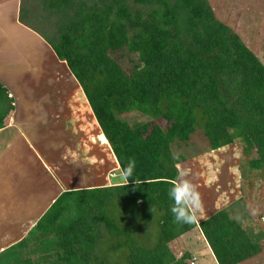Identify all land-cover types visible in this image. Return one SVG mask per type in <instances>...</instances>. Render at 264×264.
<instances>
[{"label": "trees", "instance_id": "trees-1", "mask_svg": "<svg viewBox=\"0 0 264 264\" xmlns=\"http://www.w3.org/2000/svg\"><path fill=\"white\" fill-rule=\"evenodd\" d=\"M221 10L213 0H19V23L66 64L120 169L129 159L136 168L126 186L61 193L0 251V264H121L118 252L124 264H198L171 247L195 227L216 264L264 249V234L244 229L232 207L193 224L170 212L171 146L187 143L199 119L209 149L238 140L248 169L264 170V53L250 42L259 32L234 17L231 25ZM115 53L136 57L130 70ZM12 110L0 83V128ZM132 112L148 120L120 118Z\"/></svg>", "mask_w": 264, "mask_h": 264}, {"label": "crops", "instance_id": "crops-1", "mask_svg": "<svg viewBox=\"0 0 264 264\" xmlns=\"http://www.w3.org/2000/svg\"><path fill=\"white\" fill-rule=\"evenodd\" d=\"M7 2L19 9V0H0V83L13 105L0 128V251L23 238L61 193L123 184L110 145L98 142L102 131L79 83L43 39L19 23L18 9H6ZM202 201L196 223L218 210ZM206 245L195 227L171 247L176 256L198 255L199 264L209 254L216 264ZM237 264H264V249Z\"/></svg>", "mask_w": 264, "mask_h": 264}, {"label": "rangeland", "instance_id": "rangeland-1", "mask_svg": "<svg viewBox=\"0 0 264 264\" xmlns=\"http://www.w3.org/2000/svg\"><path fill=\"white\" fill-rule=\"evenodd\" d=\"M213 1L223 8V10L218 11V15L227 21L230 20L231 25H235L234 18L236 20L241 19L242 27L254 23L255 26L252 29H257L259 33L255 34L250 42L253 46L256 43L262 46L260 52L264 53V0ZM14 2H12L13 4L5 3L8 4L6 9L9 7L10 9H18V3L15 6ZM218 9L216 7L215 11ZM260 33L263 39L259 38ZM259 42L261 43L259 44ZM113 56L127 71L130 70L133 61L136 60L132 54L115 53ZM120 118L130 124L148 120V117L138 112L122 114ZM171 148L173 154H179L177 165L181 170L188 171V178L197 186L201 198L210 201L209 203L212 204V207H209L211 208L210 211L225 209L230 202L241 198L243 201H236L232 209L236 210L242 227L252 234H258L261 228H264V225L258 220V214L259 216L264 215V170L248 169L246 162L250 157L243 154L240 141L236 140L234 143L217 150L209 149L203 133V122L199 119L190 140L187 143L176 141ZM129 206L130 204L127 203V208ZM189 237L194 236L191 234ZM188 248L191 250L190 247ZM122 256V253H115L114 261H120L118 263L124 264ZM203 256L205 264H213L209 254L208 256L203 254ZM192 258L195 263L199 264L198 260L201 263L202 258H199L198 255H193Z\"/></svg>", "mask_w": 264, "mask_h": 264}, {"label": "clouds", "instance_id": "clouds-1", "mask_svg": "<svg viewBox=\"0 0 264 264\" xmlns=\"http://www.w3.org/2000/svg\"><path fill=\"white\" fill-rule=\"evenodd\" d=\"M174 160L179 159V154L173 155ZM136 161L129 159L121 167V179L123 186L129 183V178L135 177ZM178 174L176 179L170 183L167 195L172 201L170 212L175 223L193 224L198 222L199 213L203 210V201L197 186L188 178L189 173L181 170L177 165ZM135 183L138 181L135 178Z\"/></svg>", "mask_w": 264, "mask_h": 264}, {"label": "built area", "instance_id": "built-area-1", "mask_svg": "<svg viewBox=\"0 0 264 264\" xmlns=\"http://www.w3.org/2000/svg\"><path fill=\"white\" fill-rule=\"evenodd\" d=\"M98 142L101 144H108V141H107L106 137L104 136V134H100L98 136ZM112 175L115 176L114 174H112ZM260 221H261V223H264V217H261Z\"/></svg>", "mask_w": 264, "mask_h": 264}, {"label": "snow or ice", "instance_id": "snow-or-ice-1", "mask_svg": "<svg viewBox=\"0 0 264 264\" xmlns=\"http://www.w3.org/2000/svg\"><path fill=\"white\" fill-rule=\"evenodd\" d=\"M103 139V138H102Z\"/></svg>", "mask_w": 264, "mask_h": 264}]
</instances>
